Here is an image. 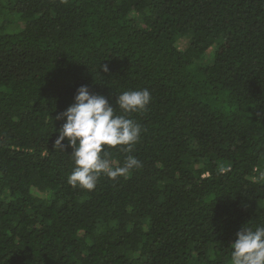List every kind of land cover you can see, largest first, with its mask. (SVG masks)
I'll return each mask as SVG.
<instances>
[{
	"label": "trees",
	"instance_id": "trees-1",
	"mask_svg": "<svg viewBox=\"0 0 264 264\" xmlns=\"http://www.w3.org/2000/svg\"><path fill=\"white\" fill-rule=\"evenodd\" d=\"M82 85L151 94L92 191L54 146ZM262 174L264 0H0V264H229Z\"/></svg>",
	"mask_w": 264,
	"mask_h": 264
},
{
	"label": "clouds",
	"instance_id": "clouds-1",
	"mask_svg": "<svg viewBox=\"0 0 264 264\" xmlns=\"http://www.w3.org/2000/svg\"><path fill=\"white\" fill-rule=\"evenodd\" d=\"M103 71L108 72L107 65ZM150 101L147 89L129 90L118 94L114 108L108 98L91 93L87 86L77 89L74 103L56 116L65 123L58 129L54 146L63 151L66 146L62 142L67 139V146L73 149L69 155L74 164L67 177L69 185L92 191L102 175L116 180L142 167L141 161L130 154L141 136L142 126L130 115L145 111ZM109 147H120L129 153L122 165L113 166L108 158ZM230 248L229 264H264V226L244 225Z\"/></svg>",
	"mask_w": 264,
	"mask_h": 264
},
{
	"label": "rangeland",
	"instance_id": "rangeland-1",
	"mask_svg": "<svg viewBox=\"0 0 264 264\" xmlns=\"http://www.w3.org/2000/svg\"><path fill=\"white\" fill-rule=\"evenodd\" d=\"M14 18H16V17H14ZM185 44H186V40H180V44H179L180 47L183 48L185 46Z\"/></svg>",
	"mask_w": 264,
	"mask_h": 264
}]
</instances>
